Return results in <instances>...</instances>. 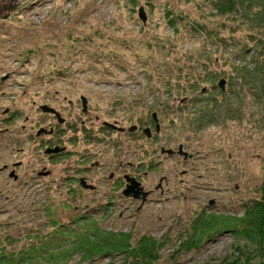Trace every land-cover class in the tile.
<instances>
[{
	"label": "rangeland",
	"instance_id": "374dc122",
	"mask_svg": "<svg viewBox=\"0 0 264 264\" xmlns=\"http://www.w3.org/2000/svg\"><path fill=\"white\" fill-rule=\"evenodd\" d=\"M258 52L264 62V0H0V264H264L247 225L264 193V72L233 69ZM42 105L67 122L34 152L10 137L54 125ZM103 120L153 137L102 132ZM73 134L103 136L71 146L96 152L94 190L67 179L69 157L46 156ZM19 159L21 174L54 175L18 186L2 169ZM123 174L151 191L144 203L123 195Z\"/></svg>",
	"mask_w": 264,
	"mask_h": 264
},
{
	"label": "flooded vegetation",
	"instance_id": "af4514ba",
	"mask_svg": "<svg viewBox=\"0 0 264 264\" xmlns=\"http://www.w3.org/2000/svg\"><path fill=\"white\" fill-rule=\"evenodd\" d=\"M69 104L71 105L73 103L70 101ZM80 104H81L82 112L87 113V111H88V100L85 103L86 106H85L84 110H83L82 102ZM40 109H41V106H40ZM53 109L57 113L43 112L42 109H41V111L43 113H47V114L52 116L53 121H55L54 125H50L49 128L40 127V128H38V130L36 131L35 134H33V133H30L28 135L22 134L21 138L15 137V136H13L14 138H12V136H11L10 139L16 140L17 142H19L20 139H25L26 137H28L30 140H33V151L35 152V150L40 151L41 142H42L41 138L43 136H52V137L55 136L57 138H60V136L58 135L59 134V127H62V125H64L67 121L56 108H53ZM7 113H8V110L5 114H7ZM5 114H3V115H5ZM151 117H152V121L154 123V129H155V119H154L153 114ZM156 117H157V114H156ZM26 121H27L26 119L23 120V122H26ZM109 124H113L116 127L109 126ZM99 129H101L102 132H105V131L109 132V133L116 132V133H119L120 135H126L129 140L134 138L135 136L137 137L139 134L144 135L147 140H150L153 137V131H152L151 125H145L142 127H138L137 125H132V126L126 127V126L118 125L116 122L110 123V122L103 120L102 125L100 126ZM145 129H150V131H151L150 136H146V134L144 133ZM26 130H27V128H26L25 124H22L20 129L18 128L19 133L25 132ZM28 130L33 131L32 127L29 128ZM5 131H7V129L0 130V133L5 132ZM83 135H84V137H83ZM67 137H68V141H67L68 144L67 145H68V147H70L69 149L65 145H62L58 142L52 144L51 146H49L48 144H45L44 145L45 153H46V150H48V149H58L55 152L52 151L50 153H46V156L50 158V161L51 160H54V161L57 160L58 161V160H62V158H64V157H69V159H71V160H69L67 162V165L72 164V165H74V167L72 169L73 170L72 172L68 171L72 175H70L67 172V174H69V177H67V179L70 182H73L72 183L73 186H77V187L81 188L82 190H89V191L94 190L96 188V183H94V179L90 178L88 174L91 171V169H97L101 165V163L97 160H90L89 161V159L95 157L94 154L96 152H93L94 154H91L90 150L84 149L80 155L78 150L72 149L71 146H73V147L75 146L73 144L74 142H77V143L80 142L82 144V143L87 142V140H90L93 142H98L103 136H97L98 138H96V135L89 136L88 134H82V137L80 138L78 136V134H73V135H68ZM79 139H81V140H79ZM12 149H13V151H17L19 153L22 150V147L14 145L12 147ZM70 151H72V152H70ZM35 163H37V160L35 161ZM23 164H24V162L19 159L15 162H12L11 166H9L8 164H4L3 169H2L3 173H5V175L7 176L8 180H11L13 183L17 184L18 186L23 185V186L30 187V188L36 187V186H39L40 184H42V179H47V178L52 177V175H54V172L52 170L46 169L45 167L36 168L35 166L32 167V169L30 170L29 173L23 174V172H22V174H21L20 169L22 168ZM108 177H109L110 181H113L112 183H114V184L118 183V180H116L117 177H115V175L112 171H110ZM122 178L124 180V183H123L124 188L128 184L129 178H133V179H135V181H137L135 177H133L132 175L129 176L128 174H123ZM140 185H141V183H140ZM141 187H143V186L141 185ZM157 188H161L160 181L155 186V189H157ZM143 190L148 191L149 194L151 192L149 190H145L144 188H143ZM149 194H148V196H149ZM148 196L145 198L144 201H141V203H144L146 201V199L148 198ZM139 199L141 200V198H138L136 200H139Z\"/></svg>",
	"mask_w": 264,
	"mask_h": 264
},
{
	"label": "trees",
	"instance_id": "16d2710c",
	"mask_svg": "<svg viewBox=\"0 0 264 264\" xmlns=\"http://www.w3.org/2000/svg\"><path fill=\"white\" fill-rule=\"evenodd\" d=\"M230 6H235V3L233 4V2L230 3ZM226 7V6H225ZM231 9V7L229 8H225L224 10H228ZM257 47V46H256ZM260 55L263 54H257L255 58V61L253 63V65L251 64H247L245 62H243L242 64H240L238 62V64H236L235 67H233V69L236 71H241L243 73V78L245 77H249V76H259V74H261L262 72H264V62L263 60L260 61L259 57ZM245 75V76H244ZM247 216L250 217V220L247 221V225L254 227L255 228V234L259 235L260 239L262 241H264V193H263V198L260 201H256L254 204H251L250 207L247 210ZM220 220V218H216L215 220V224L210 223V225H205L206 229L209 230L210 228L214 227ZM224 221V220H223ZM222 223V222H220ZM218 223V224H220ZM235 230H237L235 228ZM234 230V231H235ZM251 235V232H250ZM254 235V233H253ZM117 244H120V242L118 243H114L113 247H118ZM156 242L154 241L153 238L148 237L146 240H144V242L141 243V246L139 248H137V254H140L141 256H147L151 255V246L155 245Z\"/></svg>",
	"mask_w": 264,
	"mask_h": 264
},
{
	"label": "water",
	"instance_id": "95a60500",
	"mask_svg": "<svg viewBox=\"0 0 264 264\" xmlns=\"http://www.w3.org/2000/svg\"><path fill=\"white\" fill-rule=\"evenodd\" d=\"M138 16L140 18V20L142 22H145L146 21V15L144 13V9L141 7L139 8V11H138ZM218 86L221 90L224 89V86H225V80L221 79L219 80V83H218ZM81 101H82V104H83V110L85 109V106H86V99L85 97H82L81 98ZM41 109L43 112H53V113H57L55 112V110L48 106V105H42L41 106ZM154 116V119L156 120L155 122V130L158 132L159 131V123L157 121V117H156V114L154 113L153 114ZM109 126H112V127H116L115 125L113 124H109ZM144 133L146 134V136H150L151 135V131L150 129H145L144 130ZM58 149H48L46 150V153H50V152H55L57 151ZM162 152L163 153H167L168 155L172 154L173 152H175L174 150L172 149H164L162 148ZM176 152L179 154V155H182L183 158H187L189 155L186 151L183 150V147L182 145H179L178 146V149L176 150ZM122 193L123 195L125 196H132L133 198L135 199H138V198H141V201H144L145 198L148 196L149 192L148 191H144L143 190V187H141L140 183L138 181H135V179L133 178H129L128 179V184L126 185V187L122 190Z\"/></svg>",
	"mask_w": 264,
	"mask_h": 264
},
{
	"label": "bare ground",
	"instance_id": "6f19581e",
	"mask_svg": "<svg viewBox=\"0 0 264 264\" xmlns=\"http://www.w3.org/2000/svg\"><path fill=\"white\" fill-rule=\"evenodd\" d=\"M132 197V196H131ZM133 198V197H132Z\"/></svg>",
	"mask_w": 264,
	"mask_h": 264
}]
</instances>
